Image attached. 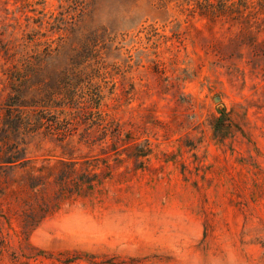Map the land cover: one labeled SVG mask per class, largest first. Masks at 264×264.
I'll use <instances>...</instances> for the list:
<instances>
[{
  "label": "rangeland",
  "instance_id": "rangeland-1",
  "mask_svg": "<svg viewBox=\"0 0 264 264\" xmlns=\"http://www.w3.org/2000/svg\"><path fill=\"white\" fill-rule=\"evenodd\" d=\"M263 14L0 0V264H264Z\"/></svg>",
  "mask_w": 264,
  "mask_h": 264
},
{
  "label": "trees",
  "instance_id": "trees-1",
  "mask_svg": "<svg viewBox=\"0 0 264 264\" xmlns=\"http://www.w3.org/2000/svg\"><path fill=\"white\" fill-rule=\"evenodd\" d=\"M190 1L192 2V9H194L198 13V16L208 21H210L213 18H220V19L224 18L229 21L232 20L236 22L244 19L258 20L261 16L260 14L264 13V0H190ZM69 81L70 80L65 78L62 84V87H66L68 91H69V87L71 86V83ZM68 95L69 93L67 94L66 97H68ZM68 98L72 99V96L70 95ZM63 99H66L65 96L63 97ZM46 107L47 106L45 105L39 104L38 106L35 107V109H37L36 111L38 112V110L40 109L45 110ZM220 114L223 115L222 113ZM21 119H22L21 117L16 118L13 124L15 126L16 125L20 126ZM43 120L44 118L42 116L36 115L30 121H32L33 125L36 127L37 125H41V123L43 124ZM224 125L225 124L223 121V117L218 118L214 126L215 131L218 132L219 129ZM30 127L26 128L23 126L24 129H31ZM7 163H16V162L8 161ZM25 163L28 164L29 160H25ZM25 167L26 165H23L20 168H25ZM42 219L43 218H37L33 220V224L31 226H23L22 231L20 232L21 235L25 237V242L29 247L32 246L28 242V232L34 229ZM37 253H40V255L44 254L42 250H38Z\"/></svg>",
  "mask_w": 264,
  "mask_h": 264
},
{
  "label": "water",
  "instance_id": "water-1",
  "mask_svg": "<svg viewBox=\"0 0 264 264\" xmlns=\"http://www.w3.org/2000/svg\"><path fill=\"white\" fill-rule=\"evenodd\" d=\"M214 100H215V101H217V100H218V98H215Z\"/></svg>",
  "mask_w": 264,
  "mask_h": 264
}]
</instances>
